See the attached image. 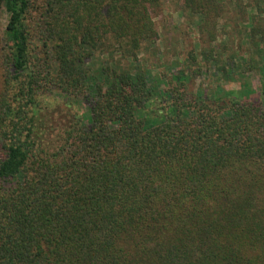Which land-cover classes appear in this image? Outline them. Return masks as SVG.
I'll return each mask as SVG.
<instances>
[{
	"label": "trees",
	"instance_id": "trees-1",
	"mask_svg": "<svg viewBox=\"0 0 264 264\" xmlns=\"http://www.w3.org/2000/svg\"><path fill=\"white\" fill-rule=\"evenodd\" d=\"M170 1L211 41L237 11L264 38V0H0V264H264V47L262 94L159 90Z\"/></svg>",
	"mask_w": 264,
	"mask_h": 264
},
{
	"label": "rangeland",
	"instance_id": "rangeland-1",
	"mask_svg": "<svg viewBox=\"0 0 264 264\" xmlns=\"http://www.w3.org/2000/svg\"><path fill=\"white\" fill-rule=\"evenodd\" d=\"M253 1L244 0L251 19L257 13ZM173 2L170 1L167 4L164 17L156 19L157 28L160 32V40L157 44L159 53L149 52L141 55L142 59L147 58L145 64L152 74L153 87L159 85L157 78L164 76L165 79L159 86V90L168 88V80H171L176 72L180 73L184 70L189 77L188 83L193 93L208 92L213 88L215 89L218 84H221L228 92L237 91L240 90L244 82L248 81L257 94H262L263 80L260 71L257 68L250 72L244 70L252 59L259 64L262 61L257 53L258 46L264 47V38L262 35H255L254 30L256 29L253 24H258L257 21L242 20L239 11L226 15L223 17L224 19L219 21L216 39L211 41L207 34H203L199 30L200 18H187L180 11L183 9L182 4L177 5ZM260 4L263 6V2ZM6 24L7 15L2 13L0 14V31L5 29ZM191 49H194L197 54L206 51L215 60L211 68L204 69V73L199 77H190V72L187 71L184 63ZM234 62L236 67L233 65ZM219 79H221L220 82L217 81ZM63 99V96H54V100L61 103L64 102ZM71 102L73 106H61L63 110H67L69 106L80 116L88 114L87 107L81 102ZM60 113L59 120H62L64 116L61 111Z\"/></svg>",
	"mask_w": 264,
	"mask_h": 264
}]
</instances>
